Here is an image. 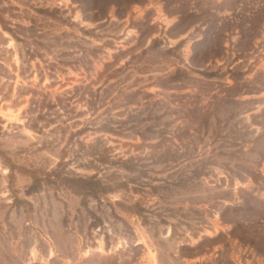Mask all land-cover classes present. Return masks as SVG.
Masks as SVG:
<instances>
[{"label":"rangeland","instance_id":"374dc122","mask_svg":"<svg viewBox=\"0 0 264 264\" xmlns=\"http://www.w3.org/2000/svg\"><path fill=\"white\" fill-rule=\"evenodd\" d=\"M0 18V264H264V0Z\"/></svg>","mask_w":264,"mask_h":264},{"label":"trees","instance_id":"16d2710c","mask_svg":"<svg viewBox=\"0 0 264 264\" xmlns=\"http://www.w3.org/2000/svg\"><path fill=\"white\" fill-rule=\"evenodd\" d=\"M1 18H0V23H1ZM12 31V30H11ZM65 161H60L58 164V168H61L65 166ZM57 169L55 172L58 174ZM67 177V181L69 182L70 186L72 189H75L76 192L82 193L84 196H89V195H96L95 192V187L100 185V182L98 179H96L95 175L91 176L89 178L87 177H82L80 175L75 174L74 172H69V175Z\"/></svg>","mask_w":264,"mask_h":264}]
</instances>
